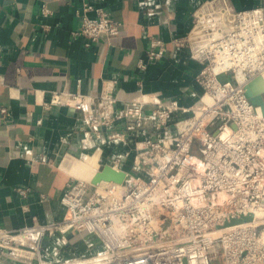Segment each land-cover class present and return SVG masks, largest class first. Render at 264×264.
Wrapping results in <instances>:
<instances>
[{
  "label": "built area",
  "instance_id": "built-area-1",
  "mask_svg": "<svg viewBox=\"0 0 264 264\" xmlns=\"http://www.w3.org/2000/svg\"><path fill=\"white\" fill-rule=\"evenodd\" d=\"M42 14L52 11L44 5ZM79 17L74 35L87 45L120 34L122 24L102 8L84 3ZM173 46L189 49L202 65L196 76L202 94L190 107L155 96L122 101L114 82L97 95L52 93L45 107L81 111L91 141L119 144L133 133L153 134L137 142L134 172L125 171L117 156L88 180L72 178L61 199L62 221L0 226V264L5 258L49 264L42 261V246L54 236L60 247L91 238L99 245L66 264H212L217 256L225 264H264V106L247 96L248 85L264 78V8L204 1L189 35ZM167 51L162 38L150 37L138 69L146 71ZM0 113L4 119L8 109ZM105 165L124 172L123 182L93 184Z\"/></svg>",
  "mask_w": 264,
  "mask_h": 264
},
{
  "label": "crops",
  "instance_id": "crops-1",
  "mask_svg": "<svg viewBox=\"0 0 264 264\" xmlns=\"http://www.w3.org/2000/svg\"><path fill=\"white\" fill-rule=\"evenodd\" d=\"M204 1L0 0V109H8L4 119L0 113V226L15 229L62 221L66 207L61 199L71 179L88 180L94 169L114 157H123V169L134 172L136 144L150 137L151 130L130 134L126 143L104 145L88 138L81 111L47 109L45 103L55 91L97 95L114 82V94L122 101L155 96L184 107L194 105L202 94L196 82L202 65L189 49H176L173 41L189 35L193 13ZM228 1L237 10L264 8V0ZM84 3L109 12L122 24L120 34L91 45L74 35ZM44 5L51 15L42 14ZM152 36L167 43V54L140 71L138 63ZM121 108L119 104L116 110ZM56 238L43 242L44 263L66 264L99 248L94 238L63 247ZM1 264L41 263L38 258H5Z\"/></svg>",
  "mask_w": 264,
  "mask_h": 264
},
{
  "label": "water",
  "instance_id": "water-1",
  "mask_svg": "<svg viewBox=\"0 0 264 264\" xmlns=\"http://www.w3.org/2000/svg\"><path fill=\"white\" fill-rule=\"evenodd\" d=\"M247 96L253 104L263 106L264 78L262 76H258L248 85ZM124 178V172H117L110 166L105 165L100 168L99 173L94 177L92 182L93 184H98L101 181L122 183Z\"/></svg>",
  "mask_w": 264,
  "mask_h": 264
},
{
  "label": "rangeland",
  "instance_id": "rangeland-1",
  "mask_svg": "<svg viewBox=\"0 0 264 264\" xmlns=\"http://www.w3.org/2000/svg\"><path fill=\"white\" fill-rule=\"evenodd\" d=\"M194 153L198 154L196 150H194ZM212 264H225L224 258L222 256H217L215 259H213Z\"/></svg>",
  "mask_w": 264,
  "mask_h": 264
},
{
  "label": "trees",
  "instance_id": "trees-1",
  "mask_svg": "<svg viewBox=\"0 0 264 264\" xmlns=\"http://www.w3.org/2000/svg\"><path fill=\"white\" fill-rule=\"evenodd\" d=\"M263 106H264V99H263Z\"/></svg>",
  "mask_w": 264,
  "mask_h": 264
},
{
  "label": "bare ground",
  "instance_id": "bare-ground-1",
  "mask_svg": "<svg viewBox=\"0 0 264 264\" xmlns=\"http://www.w3.org/2000/svg\"><path fill=\"white\" fill-rule=\"evenodd\" d=\"M91 161H94V160H91Z\"/></svg>",
  "mask_w": 264,
  "mask_h": 264
}]
</instances>
